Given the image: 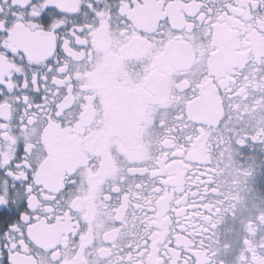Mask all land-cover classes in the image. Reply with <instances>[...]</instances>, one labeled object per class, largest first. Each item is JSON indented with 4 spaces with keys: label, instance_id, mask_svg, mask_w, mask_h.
<instances>
[{
    "label": "flooded vegetation",
    "instance_id": "flooded-vegetation-1",
    "mask_svg": "<svg viewBox=\"0 0 264 264\" xmlns=\"http://www.w3.org/2000/svg\"><path fill=\"white\" fill-rule=\"evenodd\" d=\"M0 264H264V0H0Z\"/></svg>",
    "mask_w": 264,
    "mask_h": 264
}]
</instances>
